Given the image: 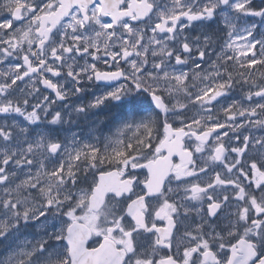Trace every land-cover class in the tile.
<instances>
[{
    "label": "snow or ice",
    "instance_id": "snow-or-ice-1",
    "mask_svg": "<svg viewBox=\"0 0 264 264\" xmlns=\"http://www.w3.org/2000/svg\"><path fill=\"white\" fill-rule=\"evenodd\" d=\"M0 264H264V0H0Z\"/></svg>",
    "mask_w": 264,
    "mask_h": 264
},
{
    "label": "flooded vegetation",
    "instance_id": "flooded-vegetation-1",
    "mask_svg": "<svg viewBox=\"0 0 264 264\" xmlns=\"http://www.w3.org/2000/svg\"><path fill=\"white\" fill-rule=\"evenodd\" d=\"M257 4H259L260 0H256ZM92 91L94 90H90L89 93L87 94V96L85 97V99H91V95H92ZM118 109H113V112H118ZM101 118L103 119V116H101Z\"/></svg>",
    "mask_w": 264,
    "mask_h": 264
}]
</instances>
